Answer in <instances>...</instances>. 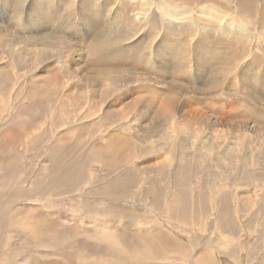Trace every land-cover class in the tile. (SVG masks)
Returning a JSON list of instances; mask_svg holds the SVG:
<instances>
[{"label":"rangeland","instance_id":"374dc122","mask_svg":"<svg viewBox=\"0 0 264 264\" xmlns=\"http://www.w3.org/2000/svg\"><path fill=\"white\" fill-rule=\"evenodd\" d=\"M18 1L19 0H10V1L9 0H6V1L0 0V13H1L0 14V35H1L0 36V67L4 68L3 71L7 70V72L5 71L7 74L9 71L8 75L12 76V78L11 77L10 78L13 79L15 77L16 79L14 80V82L15 81L17 82L16 85L11 84L9 86L10 88L8 87L7 89H3V90L0 89V91L2 92V93L0 92V107L3 109L0 113L1 114L0 116H3V118H4L3 123L0 126V138H1V136L5 135L3 140L2 141L0 140V144H1L0 161L11 163L15 168V177H16L15 181L10 180L6 187H4L3 189L0 188V192H2V191L5 192L4 193L5 195L3 193H0V198H3V197L5 198L7 196V194L11 193L13 191V189H17V187L22 189L21 193H23V192H26V193L23 195L20 194L17 198H15V200H13L14 207H17V206L22 207V208L20 207L21 212L18 211L19 214H16L15 210L11 211L10 212V219L3 222V224H5V229H7V227H10V225H11L10 231H9V228L7 229L8 231L6 230L9 236H3L2 235L3 229L0 228V234L5 238V241L7 239L6 244L9 243L6 246L10 245V250L13 252L7 258L8 260L7 259L4 260V262H2V264H82V263L88 264L89 261L90 260L92 261L93 258H95V259H97L99 257L105 258V256H103V255H107V258H108L109 256L114 254V253L112 254V251L113 252L115 251V254H117V249H116L117 247H115V246H114V248L110 247L112 245V243L110 241H106V240L98 241L96 239H93V238L90 239V237H88L89 232H87V230H89V229L91 230V226L88 229L86 227H89V224H91V225L95 224V222L92 220L94 213L98 212V215L95 214V219L99 222H101V219L106 220L108 218L107 216H106L107 218L104 217L105 215L101 216V214L99 216V213L102 212V211L101 212H99V211L102 208H103L102 210L108 209V213L106 215L110 216L108 218L109 222L115 220L114 221L115 226H112V229L110 231L115 233V235L120 234V236L123 237L127 243H128V241L133 239V237H134L133 235H135V234L138 235L140 233L142 234V233L147 232L151 235V233L153 231H154L153 233H155L159 229V231L160 230L162 231L159 233V237L158 238L156 236H154V237L157 239H159L161 237H163L167 240L169 239L168 249L165 248V250H169V251H167V253L170 252V254L168 255V258L171 257V253L173 254L172 251H174V252L180 251L181 246L184 248V250L185 249H187L188 251L191 250L190 253H186L187 256L191 253L193 254V258L194 257L196 258V256H197L196 259L195 258L192 259L191 255H189L190 257H187V256L181 257L178 254V257H180V258H176L172 262V264H184L186 261L188 262V260H190V261L188 263L186 262V264H189V263L191 264V262H193V261L194 262L192 264H200V260L203 258L202 253L204 256L207 257V250H209L211 255H212L211 256L212 262H210V260L207 258V260L202 259V263H206L208 261L206 264H211V263H213V264H216V263H219V264H264V208H263L264 207V187L260 186L259 184L258 185H250V186L249 185H242L241 180H236V184L238 183L237 185L241 184V185H239L241 187V189L237 185H233V187H232V183H229L231 180L228 179L229 177L227 176V174L223 175L225 178L222 176V174H225V168H223V169L221 168V170H223V171L220 172L221 170L219 171L218 168L215 169L212 167L213 169H211V167H209L206 164V163L209 164V163H211V161H214V160H221V159L223 160L224 158H225L224 161L233 159L234 160L233 162L238 163L236 161L239 158H237L236 156H239V153L242 152V150L254 148L253 142L250 144L247 142L248 137L256 136L260 140H264V119L263 118H260V119L254 118V121H255L254 122L251 120V117H248V116H252L251 114H242L244 109H245L243 106L238 107V105H241L243 103H248L250 108L255 109V111H259L260 115L264 116V80H263V76H264V74H263L264 73V60H263L264 59V40L262 41V39H264V35L262 37H260V39L255 38V35L258 33V30L260 28L259 24L255 23L257 21V19L255 21L253 20L254 18H256L255 13L257 14V12L254 13V10H253V13L250 14L251 16L249 15V18L251 20L249 19L247 21L246 13L238 9V0H149V3L146 5L143 4V2L145 0H94V1L92 0L91 2H93V3L89 6V7H91L90 9H92V11H90L89 13L92 12L94 15L96 14V16H98V13H100L99 17H97L98 23L100 20V23H99L100 28H98L97 34L99 33V29L108 28L113 23L111 21V19L113 17L114 12H115L114 16L116 17V18L115 17L114 18L116 20H118L117 13L120 14L123 9H125V12L134 19L131 22V24H132L131 26L132 27L135 26L137 29L135 28L133 30L132 27H129L130 24H127V25H125L126 33L123 32L124 35L120 39L116 40L119 42L111 44L110 43L111 41L100 40L98 42L97 47H93V46L91 47L90 44L93 45L94 40H91L90 37L86 36V35H90L88 28H91V25L89 24L90 23L89 21L85 22L83 20V18L81 17L88 10L87 9L81 10L80 13L77 10V7H79L81 0H58V1L57 0H45L44 4H46L47 9H48V10H46V15L48 16L52 13L53 16L56 18L58 14H56L52 10L57 9V11H60L59 15L57 17L58 22H56V26L57 25H63V27H64L63 29H65L64 32H66V31L67 32L65 34L62 33L64 36L58 35L57 32L55 33V29H56L55 23L52 22L50 24L49 29L51 32L54 30L53 35L65 37V39L58 38L59 43H58V41H56V42H53V44L49 43L52 40L48 41V43L46 41L43 43V40H42L43 44L40 43L41 41H38L37 43L35 41L34 44L36 46L34 47L33 43H32V45H29L30 43L27 44L29 46L24 45L26 43L23 41L22 36H24L26 34L25 32L28 31L26 29L27 23H26V18H25V15H26L25 11H28L30 13L29 19L31 21H33V20H35V14L37 12V8L34 4H30V7H29V4L28 5L24 4V1L20 0V4H22V7L18 6L17 7L18 10H16V3ZM106 1H108V3H106ZM246 1H248V0H246ZM250 1H253L251 3H253L254 9L264 7V0H256V1L250 0ZM52 2H53V4H52ZM105 3L109 5V6L107 5L108 6L107 8H106ZM165 3L172 5V7L174 9L175 8H179V9L182 8V10H183L184 9L183 7H187L188 12L179 14L178 19L174 16L165 17V14H163V12H162V11H164L162 7L164 6ZM202 4H206L207 6H211L213 8H215V6H216L215 9H217V10H215V11L218 13V17H216V18H219V13L221 14V12L226 15L223 19L222 18L221 19L219 18V20L215 19L213 22V26H212L211 30H209L207 32V34H210L211 37L213 36L212 37L213 40H211L212 42L210 45L215 47V52L217 51V53H215V52L212 53L213 54L212 59L207 56V53H209V52L204 51L206 54H203V53L201 54L202 56H204V58L201 61V64H199V66L201 67L199 70H200V74L202 76V79L205 78V80L208 81L211 78V76H213L212 74L217 75L219 73L218 74L219 78L222 77L221 81L223 80L222 83L220 84V87H219L220 80L217 83V86L219 87V89L212 88V90H210V91H207V90H209L210 87L209 88H208V86L205 87L207 84L204 85L203 87H201L202 86L201 84H203V81L201 79H198V78L196 79V80H198L199 84L195 83L194 80L190 79L191 77L194 76V74L196 72L195 70L197 68V64L194 63L193 59H192L193 61L190 60L188 62L189 65L187 64V66H190V67H188V70H183L184 67L183 68L180 67V64H181L180 59H183L186 55H189V51H187V49L191 46L195 47V45H197L200 41H202V39L200 37L201 32L208 30V29L203 30V28H202V24L204 25V23H206V21H208V18L207 17H205V18L201 17V20L203 22L201 24V21L197 17L198 10H199L200 6H202ZM60 7H61V9L58 10ZM129 7H130L131 11H130ZM110 9H111V11H110ZM97 10H99L100 12ZM118 10H119V12H118ZM219 10H221V12ZM106 11L108 14H106ZM32 15H33V17H32ZM135 16H138V17L135 18ZM182 17H184L183 20L180 19ZM204 20H206V21H204ZM223 20L229 21V25L226 23V21H223ZM189 22L194 23L193 26L188 25ZM240 22L241 23L243 22V24H242L243 28H241L239 26ZM85 23H86V25H85ZM168 23H170V24L168 25ZM172 23L176 24V25H173ZM246 24H248V25H246ZM167 25H168V27H167ZM177 25H178V27L176 28ZM245 28H246V30H243ZM24 30H25V32H24ZM226 30H228V31H226ZM249 30H250V32H249ZM237 31H238L239 35H238ZM22 32H24L25 34H22ZM35 32H37L39 34V32L37 30H34V28H33V33H35ZM226 32H229L230 35L228 34V36H227ZM247 34H249L251 37H253L255 39V41H259V42L262 41V42L261 43L258 42V44H256L254 41H252V42L247 41L245 37H243V38L240 37V36H244ZM10 35H12L13 37ZM18 36H19V38H18ZM184 36H186V38ZM236 36H239V37H236ZM10 37H12L11 40H10ZM247 37H249V36L247 35ZM15 38H18V39H15ZM14 39H15V41H14ZM60 39L63 40L62 42H65V43L61 44L62 42ZM122 39H125V40H122ZM17 40H18V42H17ZM164 40L169 43L168 45H171L170 51H172V54L173 53L174 54L172 55V57L171 56L169 57V61L165 56L163 57L161 55V58L165 59V63L168 62L167 64H165L166 67L162 68L158 62L161 58L158 56V52H156L154 49H156V50L159 49V46H161V43ZM91 41H92V43H90ZM85 42H87V43H85ZM101 42H103V43H101ZM10 43L12 45L13 44L14 45L12 46ZM15 43L18 45H16ZM45 43L47 45V48L45 47ZM99 43H101V44H99ZM19 44H21L22 47H18V46H20ZM37 44H39V45L37 46ZM224 44H226L228 46L226 47V45H224ZM10 45L13 48L10 47ZM40 45H42V49H41V52L38 49L39 54L41 53L40 55L39 54L37 55V56H39V60H38L37 57L33 54L34 52L32 50L34 48H36V49L39 48ZM99 45H100V47H99ZM182 45L184 47H182ZM229 45H230V47H229ZM255 45H257L258 47ZM30 46H32V47H30ZM43 46L45 48H43ZM222 46H224V47H222ZM15 47L17 50L15 49ZM28 47H30L29 52L30 51L33 52V53H31V52L29 53L30 56L32 55V59L28 55V52H27ZM180 47H181V50H180ZM194 47H193V50H194ZM204 47H206V46L200 45L201 49ZM216 47H217V49H216ZM9 49H11V50H9ZM12 49L15 51V53H12V52H14ZM36 49H34V51ZM43 49H46V50H43ZM88 49H89V51H88ZM113 49H117L120 52L122 50V52L124 54L121 53V57L125 61L127 60L126 61L127 64L125 66L130 65L129 67L131 69L133 68L132 70L136 71V73H135V75L127 73L126 77H124V78H127V81H125V82L124 81L122 82L121 80H120L121 81L120 82L117 79H115L113 81L112 78L111 79L109 78V80L106 81V79H105V81L103 83H101L100 80L93 79V78L97 77L96 71H97L98 65L100 66L98 68H100V70H101V65H102L103 61H107L109 58H110V61L112 60L113 53L110 51ZM19 50L21 52L23 51V53H22V55H20L18 57L19 54L17 55L16 52L17 53L19 52L21 54V52ZM47 50H48V52H47ZM24 51H26L25 55H24ZM177 51H179V52L177 53ZM181 51H182V53H181ZM223 52H225L227 54H224ZM26 53H27V55H26ZM99 53H100V55H99ZM12 54H16V56L14 58L15 60L18 58L20 60L21 64H23L22 62H24V64L22 65V70L20 69V71H17V70H19L21 65H20V67H18V69L15 68L14 66H12L14 64ZM44 54H45V56H44ZM77 54H78V56H77ZM254 54H256L257 57H258V55L260 56L262 54L260 56V60L263 58L262 59L263 63L261 61L260 64H257L256 61L253 60V59H255L253 57ZM205 55H206V57H205ZM47 56L49 57V59L46 62V59L48 58ZM192 56H193V54H191V57ZM27 57H28V59H27ZM142 57H143V59H142ZM125 58H127V59H125ZM136 58H137V60H136ZM177 58L179 59V61H177L178 60ZM229 58H230V60L228 61ZM235 58H236V60L234 62L235 66L233 65L234 70L228 69V68H230L229 66L231 65L232 59H235ZM25 59H27V61ZM123 59H121V60L124 61ZM1 60L4 62H2ZM9 60H11V63H13L11 66H10L11 63H8ZM122 61L117 60V62H116V63H120L121 66H119V65H112V66H115L114 68L121 69V68H123L122 66H124V65H122ZM25 62H27L29 64V66H26ZM71 62H73V64ZM130 62L133 65H131ZM245 62H247V63H245ZM38 63L39 64L43 63V64L38 65ZM210 63H212V64H210ZM239 63H240V65H239ZM2 64H4V66L6 68H7V64H8V68L5 69L4 66H1ZM144 64H145V67H144ZM248 64H249V66H248ZM206 65H208V66H206ZM223 65H226V66L228 65V66L225 67ZM112 66H109L110 68L109 67L104 68L102 65V67L105 70L107 69L106 71H108V69H111L114 71V69H112ZM156 66H158L159 69ZM258 66H259V68H258ZM11 67H12V69H11ZM73 67H75V68H73ZM78 67H80V68H78ZM255 67H257L258 69L257 68L254 69ZM27 68L29 69V71ZM103 68H102V70H103ZM223 68H224L225 72H224ZM83 69H84V71H83ZM249 69H250V75H251V72L253 71V75H252V78L250 79L249 84H250L251 88L254 89V91L256 88H257L256 90L261 91L259 93V95L261 96L260 98L263 99L262 100L263 103H258L259 104V105L257 104L258 106L255 105L256 102L249 101V98H248L245 90L248 88L247 91H249L250 87L248 84L241 81V77ZM180 70L183 72H181ZM113 71L111 72V74L114 73ZM170 71H172V72H170ZM80 72H81V74H80ZM158 72H160V73H158ZM90 73L91 74L93 73V74L91 75ZM187 73H188L189 77L187 76ZM203 73L205 75H203ZM163 74H164V76H163ZM183 74H185V75H183ZM18 75H20V76L17 77ZM52 75H54L55 78H53ZM99 75H101V74H99ZM106 75H108V74H106ZM116 75L119 76V78L123 76V75L120 76V74H115V73L113 76L115 77ZM47 76L49 77V79H53L51 82H52V84H54L56 86L52 85L53 87L49 86L47 88L49 95H48V97L44 96V98L47 97L46 100H43L44 106L34 107L35 109L34 108L30 109L27 112L22 111L21 108L28 106L29 102H28V100L23 99L24 98L23 94H20L19 92L26 93V91H28L29 85L31 83H33V82L40 83V81H39L40 78L41 77L48 78ZM110 76L111 75L109 74V77ZM223 76L224 77L226 76V77L224 78ZM181 80H183V81L185 80L188 84L185 81L184 82L188 86H190L189 85V83H190L192 85L191 87L196 88L197 89L196 93H191L192 91L188 90L190 88H188L187 85H186L187 86V91H186V89H185L186 87L183 88V86H185L183 84H185V83L183 81L181 82ZM48 81H50V80H48ZM108 81H109V83H108ZM115 82H117V83L115 84ZM181 83H182V86H181ZM26 84H29V85H26ZM256 85H258V87H256ZM54 88H56L57 90ZM10 89H11V91H10ZM17 91H19V92H17ZM104 91H106L107 94H109V97L107 99H106L107 95H103ZM17 95H19V96H17ZM20 96H22L23 98ZM151 97L153 100L151 99ZM189 97L190 98L192 97V98L190 99ZM143 98H145V99H143ZM117 100H118V102H117ZM192 100H193V104H191ZM106 101L107 102L112 101L111 103H108V104L121 102V105H122V103H124L125 106H126L125 103H128L129 106H132L131 108H137V110L139 108L144 109L145 106L140 105V103H142V102L143 103H153L154 105L153 104L152 105L154 107V109H153L154 113L157 112L156 114H158L160 109L165 111V108L166 109L168 108L169 112H171L172 115L170 114L171 117L167 123L165 122V120H163V124H161L160 121H157L156 125H155V123H154V125L153 124L150 125V123H149V125H146V126L144 124H142V126H140L141 123H143V122H140L139 118L138 119L134 118L133 121L131 122L130 128H128V129L127 128L126 129L125 128L124 129H118L117 128L115 130V126H114L115 124H114V121L112 119H114L116 117H120V116H122V118L125 117L123 120H127V118L131 119L133 117L134 112L130 113L129 115H125L124 114L125 111L123 110V112L121 111L119 116H116L115 113L119 114V110L123 109V108L121 106H120L121 108L118 106L111 107V105L106 104ZM145 101H147V102H145ZM151 101H153V102H151ZM92 103H94V104L92 105ZM184 103H188V104L190 103L189 104L190 106H188V105H187L188 107L184 106L185 105ZM178 104L180 107L178 106ZM175 105H177V106H175ZM234 105H236V106H234ZM94 106L96 109L99 108V110L96 114H95ZM190 107L194 110L193 111L191 109L192 110L191 113L193 115L190 112L186 113V110H190ZM231 108H232V110H231ZM146 109L147 108H145L144 111H146ZM155 109L156 110L159 109V110L155 111ZM195 109L197 111H195ZM92 110H94V111H92ZM198 110L200 111V115H199ZM113 112H115V113H113ZM193 112L194 113L196 112L195 115ZM180 114L181 115L183 114L184 116H180ZM191 115H192V117H191ZM196 115L201 120L198 119V117H196ZM245 115H246V117H245ZM103 116H105V117H103ZM195 117H196V120L198 119L197 121L194 120ZM239 117H241V118H239ZM175 118H177V121H175L176 120ZM185 119H187L186 120L187 123H186V121H184ZM179 121L181 122V124ZM246 121L249 122L248 125L246 124L247 123ZM175 122H177V123H175ZM137 124L138 125L140 124L139 127L137 126ZM145 124H146V122H145ZM172 124H175V125H172ZM182 124H183V126H182ZM190 124H192V125H190ZM209 124L212 126H210ZM111 125H112V128L109 127ZM162 125H165L164 126L165 128H162L161 130L159 129L160 130V133H159V130L156 128L157 127L159 128ZM171 125H172L171 129H173V131L170 130V133H169L170 136L167 137L168 132H166V131H169V128L171 127ZM253 125H255V126H253ZM256 125L257 126L260 125L261 128L256 127ZM150 126H151V128H150ZM174 126L177 127V129L173 128ZM180 126L184 129L183 130L180 129L181 128ZM61 127H63V128H61ZM186 127H187V129H186ZM178 129H179L180 133H182V134L176 133ZM188 129H190V130L188 131ZM240 129H241V131H240ZM256 129H258V130L256 131ZM67 130H69V131L67 132ZM112 130H114V131H112ZM141 130H143V131H141ZM144 130H147L148 134H146V132ZM148 130H151L152 132L151 131L148 132ZM155 130L158 132L153 133ZM191 130L192 131L195 130V131L192 132ZM1 131H3V132H1ZM4 131H6L7 134ZM9 131H11V132H9ZM174 131H175V134H173ZM113 133L119 137H122L125 133L129 134L130 140L132 139L131 144H133V146L132 147H130V146L125 147L124 150H125V152L127 151L126 153L124 152V150H120V149H117V150L109 149L111 151H113V150L114 151L111 153H108V155H110V154L113 155V158H111L109 156V159H111L112 161L108 160V163H106L102 160H98L97 154L94 153L93 148H95L97 145L103 146V147L107 146L106 145V138L108 137V135H112ZM162 133H165V134H162ZM154 134H155L156 138L154 137ZM172 135H175V136H172ZM195 135H197V136H195ZM199 136H210V137H216V138L220 137V142L219 143L215 142V144L217 146L223 145V143L227 144V142H223V143L221 142L222 140H226V137H227V139H229V137L232 138L235 143L232 145L231 149L227 150V152L224 151L225 149H220V151L221 150L224 151L223 154L221 152H220V154H217V151H216L217 146L214 144V142H211V143H208L207 141L200 142ZM181 137L184 138L187 142L184 139H181ZM151 138H152V140H154L153 142L151 141ZM9 139H10V142H9ZM177 139H178V141H177ZM148 141H150V144H148L149 143ZM199 142L201 143V145L199 144ZM48 143H49V145H48ZM179 143H180V145H179ZM196 143L199 147L196 145ZM210 144L212 147H209ZM226 144H224V145H226ZM148 145H149V147H148ZM50 146H52V147H50ZM193 146L196 147V149L195 148L193 149ZM203 146L205 147L206 151H210V152L209 153L205 152V149H202V148H204ZM213 146H215V147H213ZM235 146H237V147H235ZM46 147H48V148H46ZM186 147H187V149L188 148L190 149L192 147L191 148L192 150L190 149V152H188L189 149L186 151ZM50 148L51 149L53 148L55 150L56 149L60 150L59 153L63 157L65 163L66 162H78L79 164H76V165H78L76 167L83 170V177H81V180L77 182V185H75V187H74L75 189H73V190H76V192L74 193L73 196L71 195L72 193L69 195L61 193V194L51 195L50 196L51 201L49 199L44 200L42 198H39L40 196H38L37 191L35 192V190L32 189V187L34 186V184L37 181L44 178V174H43L42 170L46 169L48 167H51V165H52V153L53 152H51ZM178 148H180V149H178ZM182 148H184V149H182ZM212 148H214V149H212ZM198 149L200 150L199 152L202 151L201 153L205 152V153L209 154L210 159L208 158L209 155H207V154L201 155L200 153H195V152H198V151H196ZM180 150H184V153L182 154L183 151H180ZM261 150H264V144L262 145ZM115 151H116V153H115ZM191 151H192V153H191ZM130 153L134 154V155H131ZM122 154H127V155L130 154V157L131 156L133 157L132 158L133 160H131L129 162L131 164H128V165H130V167L133 168V170L135 171L133 173L134 176L138 179L141 178L143 181L142 186L138 187L134 191H131L132 193H134L133 195L122 196L123 199L120 198L121 200L118 203L120 204L121 208H125V212H127L128 214L131 215V218H129V217H127V215H125L123 217V219L121 217H118V216H116V218L113 217V216H115V214L114 215L112 214L111 209H110V207L112 205L107 203L108 201L101 203V201H102L101 199H103V198L109 199V197L107 195H104L101 192V185H103L106 182L105 175L108 172L106 168H108V165H110V164L112 165L113 163H114L113 167H115V168L120 167L121 168L122 165L125 163V160H121V162L119 164H117V162H118L117 159H120L119 156L122 157L123 156ZM193 154H199V156H193ZM211 155L214 157V159L212 158ZM217 155H219L218 157H220V158H217ZM180 156L183 158L180 159L181 158ZM199 157H201V158H199ZM202 157H205L204 158L205 161L202 159ZM206 157H207V161H206ZM168 158H169V160H168ZM162 159H163V161H161ZM179 159L182 160L181 164H180ZM222 160L220 162H224ZM94 161H96L97 163L96 162L93 163ZM158 161H160V162L158 163ZM183 161L186 162L185 163L186 165H183V163H182ZM109 162H110V164H109ZM145 162H146V164H145ZM202 162L203 163L205 162V164L201 165V164H203ZM233 162H231V163L233 164ZM196 163H197V165H196ZM198 164L200 165L199 168H198ZM232 164H231V166H232ZM161 165H162V167H161ZM179 165L182 168H180ZM220 166H223V165L221 164ZM93 167H95V168L93 169ZM176 167L179 168L178 171H177ZM189 168H190V170H189ZM135 169H137V170H135ZM163 169H165L166 171L164 170V172H162L161 170H163ZM152 170L155 171V173ZM213 170H214V172H213ZM184 171H186V172H184ZM103 172L105 174H103ZM142 172H144V174ZM227 172L229 173V171H227ZM177 174H179L180 176L182 174L184 176V178L181 176L183 178V181H181V183H180L179 179L182 180V178H180V176H178ZM184 174L188 175V178ZM190 174L191 175L193 174V175L191 176ZM176 175L178 177L176 179L177 181L174 180L176 182L173 183V179L176 178L175 177ZM214 175L217 178L220 177V178H218L220 181L214 182V180L217 179V178L216 179L214 178ZM9 176H11V175H9ZM35 176H37V177H35ZM40 176H42V177H40ZM222 177L224 178V180L221 179ZM171 178H172V180H171ZM190 178H191V180H190ZM211 178H213V179H211ZM147 179L149 180L150 183H152L151 185L154 184L156 186V187L154 186V188H156V189H158V187H157L158 183H160L159 188H162L163 187L162 185H164V184L168 185L169 182H172L169 184V185H171V187L168 185L169 188H171L173 190V191H171L172 193H176L179 190V187L176 186L177 184L181 185V187H182L183 185L186 186L187 182L191 183V184L188 183L187 190L189 191V193L192 196L188 194L189 197L187 196L188 197L187 199L191 203L190 206L192 205L191 208H193V210H194L192 213H195L196 217L200 216V217H198L199 221L197 219H196V221H194L196 217L195 218L192 217L190 219V220H193L194 222L197 223V224H195V223L193 224L194 226L196 225L195 228L193 225H191L192 227L188 228L189 225L192 224V221H191V223L188 222V223H190L189 225H188V223H185V225L183 224L184 226L182 225L183 228L185 226L186 227L188 226L187 228L190 230L189 232H188L186 227L183 229L181 225L177 226L176 224H174L172 222L167 223L170 219L169 212H167L166 215L163 216V218L158 216L159 213L155 209L156 206L154 204L153 195H151L149 192V191H151V189H149V188H153V186H151L150 183H147L148 182ZM193 179H195V181ZM227 179L230 181H228ZM85 180H89V181H87V183H84ZM196 180H197V182H196ZM222 180L225 181V183L222 182ZM184 181H187V182H184ZM220 182H222V183H220ZM184 183H186V184H184ZM195 183H197V184H195ZM29 185H32V186H29ZM226 185H228L230 189ZM224 186H226V187L223 188ZM236 186L239 189H237ZM99 188H100V190L98 191L97 189H99ZM169 188H167V192L170 193V191L168 190ZM242 188H244L245 191H242ZM8 189H10V190L7 192ZM142 189L145 190V192L144 191L141 192V196H142L141 197L138 194ZM217 191H218V193H216ZM230 192H231V194H230ZM233 192H235V193H233ZM241 192H243L244 195ZM246 192H247V194H245ZM80 193H82V194H80ZM248 193H250V194H248ZM142 194H144V195H142ZM225 194H227L228 196L226 195L223 197L222 195H225ZM197 195L200 198H198ZM235 196H238V198H241V199H237V197H235ZM229 197H231L233 199V201L231 198L229 199ZM55 198H57V199H55ZM63 198H65L66 200ZM125 198L129 199L130 202L126 204V202L123 201V200H125ZM219 198H220V200H219ZM222 198L224 201L222 200ZM217 199L219 200V202ZM226 199L228 200L227 202H226ZM234 199H236V200H234ZM19 200H21V201L23 200L24 202L23 201L21 202ZM56 200L57 201L60 200V201L57 202ZM78 200H81V201H78ZM229 200H230V202H229ZM160 201H165V194L164 193L161 196ZM213 201H214V203H213ZM83 202L85 204H87L88 206L91 204L92 207L89 206V208L87 209V206ZM224 202H226L227 204H231V205H227L225 203L227 205V207L230 206V208H229L230 211L228 213V216L232 215L231 217L233 219V221H231V219H230L231 217H229L230 222H232L231 225L232 226L234 225V228L232 227L234 229V232L231 234L232 240L231 239L229 240L230 236H229V238H227L228 237L227 235H230V232L227 229H225V225H222V220H220L221 223L219 221V219H220L219 216L221 214L220 211L222 210V208L220 206H222V204H224ZM51 203H52V205H51ZM76 203H78V205ZM81 203L84 204V206H86V208L83 205H80ZM75 204L77 207L75 206ZM261 204H263V205H261ZM79 205H80V207H78ZM194 205L196 206V208L197 207H199V208L195 209ZM217 205L221 208L220 211H218L219 207ZM258 205H260L262 208ZM216 206L218 208H216ZM256 207L261 208V210L257 209ZM212 208L214 209V211L216 210L215 211L216 213L218 211V213H219V214H217L218 216L216 215V217H215V213H214ZM96 209H98V211ZM95 210L97 212H94ZM253 210H254V212H253ZM196 211H198V212H196ZM89 212H90V214H89ZM155 212H157L158 214ZM68 213H71V214L68 215ZM72 213H73V215H72ZM196 213H198V215ZM212 213L214 215H212ZM160 215H162V214H160ZM192 215L193 214H191V216ZM78 216L80 217V219ZM157 216L159 218H157ZM186 216H189V215L186 214ZM209 216H212L214 218V220H217V221L214 222L213 218H211ZM15 217H18V219L20 221L22 220V223L26 222V223H30V224L34 223L35 221H39V220L42 221V222L39 221L40 223H42V225H44V223H46V221L47 222L53 221L55 223H59L60 231L68 232L69 231L68 228L69 229L72 228L71 229V230H73V231H71L72 235H70V237L67 238L68 241L63 243V245L62 244H60V246H58V245L54 246L53 245L54 247H50L51 237L49 236L50 234H47L49 237H46V239L44 241V244H46V245L44 246L38 240H35L36 238L33 237V234H31V231L29 229H27L25 227L24 228L22 227L23 228L22 229L21 226L19 227L18 224H16V225L13 224ZM101 217H103V218H101ZM164 217L166 219H164ZM81 218H83V219H81ZM89 218H92V219L89 220ZM112 218H113V220H111ZM156 218L158 219V221H156L157 220ZM62 220L64 223L61 222ZM76 220H77V222H76ZM81 220H83L84 223ZM78 221L82 225L79 224ZM87 222L88 223L90 222V223L88 224ZM210 222H212V223H210ZM213 222H214V224H213ZM217 222H219L220 224ZM75 223L78 225H76ZM166 223L169 225H167ZM12 224L14 226H18L17 233H16V230L14 229L15 227ZM83 224H84V226H83ZM125 224L127 225V227L129 229L125 228V230H124ZM215 224H216V226H215ZM111 225L112 224H109L108 227L111 228ZM217 225H218V227H217ZM219 225H220V228H219ZM69 226H72V227L70 228ZM223 227H224V229H223ZM191 228H194V229L191 231ZM227 228H229L228 225H227ZM25 229L27 230L26 232H25ZM155 229H156V231H155ZM219 229H222V230L220 231ZM163 231H164V233H163ZM222 231H223V236H222ZM85 233L87 234V236L85 235ZM177 235H179L180 237ZM125 236L127 238H125ZM117 237H119V236H117ZM222 237H223L224 241L222 240ZM224 237L227 238L226 239L227 244H225L226 240ZM179 238L181 241H186V239H184V238H187L191 242L186 241L185 242L186 246H184L185 244L183 245V242L178 240ZM171 239L175 240L173 242H176L177 244L176 243L174 244L171 241ZM79 241H84V242H87V244H88L87 248H84V247L81 248L80 253L77 252L80 249L79 250L76 249L78 246L74 247V245ZM171 242H172V244L175 245V246L173 245L175 247V250L173 249ZM12 243H14V244H12ZM187 243H188L189 247L187 246ZM189 243H190V245L193 244V246L192 245L190 246ZM178 244H180V245H178ZM224 244H225V246H224ZM157 246H158L157 252H159L158 254L161 255L162 252L165 254L163 246H161V248L163 249V251H161V254H160L161 248H159V245H157ZM11 247L12 248L15 247V248L11 249ZM209 247H210V249H209ZM218 247H219V250H218ZM204 248H206V249H204ZM82 249H84V250H82ZM192 249H194L195 251ZM220 249H222L223 251L221 252ZM82 251L84 253H82ZM204 251H206V252H204ZM93 252H94V254H93ZM193 252H196V255ZM197 252H199V253L197 254ZM214 253H217L218 255L220 253L222 257L219 255V257H221V258H219L218 255L214 254ZM80 254H84L85 256L84 255H81V256H84V258L86 257L85 259H87V258L88 259L85 260L82 257L83 259L80 260ZM92 254H93V257H92ZM158 254H157V258H155V259H156V261L159 262V260H157V259H160L161 256H159ZM121 256H122V258H124L125 255H121ZM215 256L217 258H215ZM219 259H221V260H219ZM151 260H153V259H151ZM151 260H150V262H151ZM146 261L148 262L149 260H146ZM204 261H206V262H204ZM152 262L154 263L155 260ZM161 262H163V261H161ZM161 262H159V263L161 264ZM159 263H157V264H159ZM162 264H166V263H162Z\"/></svg>","mask_w":264,"mask_h":264},{"label":"bare ground","instance_id":"6f19581e","mask_svg":"<svg viewBox=\"0 0 264 264\" xmlns=\"http://www.w3.org/2000/svg\"><path fill=\"white\" fill-rule=\"evenodd\" d=\"M3 1V0H2ZM4 1H6V0H4ZM10 1V0H9ZM24 1V4H29V7H30V4H34L35 6H36V8H37V12H36V14H35V20H33V21H31L30 19H29V15H30V13L28 12V11H25L26 12V15H25V18H26V29L28 30L27 32H25V30H24V32L26 33H24V32H22V34H25L24 36H22L23 37V41L26 43V44H24V45H27V44H29V45H32V43L34 44L35 43V41H36V43L38 42V41H41L40 43H42V40H43V43L46 41L47 43H48V41H51V42H49V43H52L53 44V42H56V41H58L59 39L58 38H63V39H65V37H61V36H57V35H53L54 34V30L51 32L50 31V29H49V27H50V24L52 23V22H54L55 23V27H56V29H55V33L57 32V34L58 35H63V34H65L66 32H64V30L65 29H63L64 27H63V25H57L56 26V22H58L57 21V17H58V15H59V12L60 11H57V9H55V10H52V11H54L56 14H58L57 15V17L55 18L54 16H53V14L51 13L50 15H46V10H48L47 9V6H46V4H44L45 3V0H23ZM58 1V0H57ZM92 0H81V2H80V5H79V7H77V10H78V12L80 13V11L81 10H88L83 16H81L82 18H83V20L86 22V21H89L90 23V25H91V28H88V30H89V32H90V35H86V36H88V37H90L91 38V40H94L93 41V45L92 44H90L91 45V47L93 46V47H97V45H98V42L100 41V40H105V41H111L110 43L111 44H113V43H116V42H119V41H116L117 39H120L124 34H123V32L124 33H126V31H125V25H127V24H130V26L129 27H132L131 25V22L134 20L130 15H128L126 12H125V9H123L122 10V12L120 13V14H118L117 13V16H118V20H116L115 18V16H114V14H115V12L113 13V17H112V19H111V21L113 22L108 28H101V29H99V33L97 34V32H98V28H100V20H99V23H98V18L97 17H99V14L100 13H98V16H96V14L94 15L92 12L91 13H89L90 11H92V9H90L91 7H89L93 2H91ZM94 1V0H93ZM256 1V0H255ZM8 2V1H7ZM66 2V1H65ZM64 2V3H65ZM251 2H253V1H250V0H248V1H246V0H238V9L239 10H241V11H243V12H245L246 13V15H247V21L250 19L249 18V15L250 14H252L253 13V10H254V13L255 12H257V14L255 13V15H256V18H254L253 20L255 21L256 19H257V21L255 22V23H257V24H259V26H260V28H259V30H258V33L255 35V38H257V39H260V37H262L263 35H264V7H261V8H255L254 9V5H253V3H251ZM50 3V2H49ZM61 3V2H60ZM95 3V2H94ZM102 3V2H101ZM106 3H108V1H106ZM105 3V4H106ZM149 3V0H145L144 2H143V4L144 5H146V4H148ZM256 3V2H255ZM52 4H53V2H52ZM7 5V4H6ZM94 5V4H93ZM97 5V4H96ZM108 4H106V8L109 6H107ZM18 6H21L22 7V4H20V0L16 3V10H18L17 9V7ZM25 6V5H24ZM33 6V5H32ZM138 6V5H137ZM104 7V6H103ZM102 7V8H103ZM178 7V6H177ZM101 8V7H100ZM105 8V9H106ZM163 8V10L164 11H162L163 12V14H165V17H168V16H174V17H176L177 19H178V15L179 14H182V13H187L188 12V8L187 7H183L184 9L182 10V8L181 9H179V8H173L172 7V5H170V4H167V3H165L164 4V6L162 7ZM215 8H216V6H215ZM215 8H213V7H211V6H207L206 4H202V6H200V8H199V10H198V13H197V17L199 18V20L201 21V24L203 23L202 22V20H201V17L202 18H205V17H207L208 18V21H206V20H204V21H206V23H204V25L202 24V28H203V30H207V31H203V32H201V39H202V41H200L197 45H195V47L194 46H191V47H187L188 49H187V51H189V55H186L183 59H180V62H181V64H180V67H184L183 68V70H188V67H190V66H187V64H188V62L190 61V60H194V63H196L197 64V68H196V72H195V74H194V76L193 77H191L190 79L191 80H194L195 81V83H197V84H199L198 83V80H196L197 78L198 79H201L202 81H203V84H201L202 86L201 87H203L204 85H206L205 87H207L208 86V88H209V90H207V91H210V90H212V88H217V89H219V87H220V84L222 83V81H221V79H222V77L221 78H219V76H218V74L217 75H214V74H212L213 76H211V78L207 81V80H205V78L204 79H202V76H201V74H200V66H199V64H201V61H202V59L204 58V56H202L201 54L203 53V54H206L204 51H206V52H209V53H207V56L208 57H210L211 59L213 58L212 56H213V54L212 53H214L215 52V47L214 46H211L210 44H211V40H213V36L211 37V35L210 34H207V32L209 31V30H211V28H212V26H213V22H214V20L215 19H218L219 20V18L221 19H223L226 15L225 14H223L222 12H221V10H219L220 12H221V14L219 13V18H216V17H218V13L215 11V10H217V9H215ZM21 9V8H20ZM28 9V8H27ZM61 9V7L58 9V10H60ZM98 9V8H97ZM109 9V8H108ZM129 9H130V7H129ZM25 10V9H24ZM97 11H99V10H97ZM110 11H111V9H110ZM130 11H131V9H130ZM48 12V11H47ZM100 12V11H99ZM102 12V11H101ZM118 12H119V10H118ZM1 14V13H0ZM106 14H108L107 13V11H106ZM52 15V16H51ZM80 15V14H79ZM251 16V15H250ZM32 17H33V15H32ZM115 17V18H114ZM138 16H135V18H137ZM170 18V17H169ZM187 18V17H186ZM190 18V17H189ZM181 20H183L184 19V17H182V18H180ZM191 20V19H190ZM251 20V19H250ZM116 21V22H115ZM223 21H226V20H223ZM176 22V21H175ZM181 22V21H180ZM226 23L229 25V21H226ZM251 23V22H250ZM170 23H168V25H169ZM173 24V23H172ZM179 24V23H178ZM192 24V25H191ZM193 24L194 23H190L189 22V24L188 25H190V26H193ZM243 24V22L241 23H239V26L241 27V28H243L242 25ZM14 25V24H13ZM85 25H86V23H85ZM134 25V24H133ZM166 25V24H165ZM168 25H167V27H168ZM173 25H176V24H173ZM246 25H248V24H246ZM184 26V25H183ZM208 26V27H207ZM238 26V27H239ZM174 27V26H173ZM172 27V28H173ZM178 27V25L176 26V28ZM182 27V26H181ZM246 27V26H245ZM33 28H34V30H37L38 32H39V34L37 33V32H35V33H33ZM133 28V30L136 28L135 26L134 27H132ZM175 28V27H174ZM237 28V27H236ZM247 28V27H246ZM246 28L245 29H243V30H246ZM53 29V28H52ZM137 29V28H136ZM240 29V28H239ZM249 29V28H248ZM235 30V29H234ZM226 31H228V30H226ZM42 32V33H41ZM249 32H250V30H249ZM9 33V32H8ZM7 33V34H8ZM13 33V32H12ZM63 33V34H62ZM237 33H238V31H237ZM79 34V33H78ZM136 34V33H135ZM226 34H227V36H228V34H229V32H226ZM3 35V34H2ZM40 35V36H39ZM140 35V34H139ZM138 35V36H139ZM230 35V34H229ZM238 35H239V33H238ZM243 35V34H242ZM247 35L249 36V37H247ZM247 35H244V36H240L241 38H243V37H245L246 38V40L247 41H249V42H252V41H254L256 44H258V42L259 41H255V39L253 38V37H251L249 34H247ZM1 36V35H0ZM10 36H12V35H10ZM15 36V35H14ZM64 36V35H63ZM13 37V36H12ZM12 37H10V40H11V38ZM95 37V38H94ZM145 37V36H144ZM185 38H186V36H184ZM236 37H239V36H236ZM9 38V37H8ZM18 38H19V36H18ZM18 38H15V39H18ZM21 38V37H20ZM94 38V39H93ZM124 38V37H123ZM212 38V39H211ZM249 38V39H248ZM15 39H14V41H15ZM60 39V40H61ZM148 39V38H147ZM157 39V38H156ZM220 39V38H219ZM79 40V39H78ZM122 40H125V39H122ZM264 39H262V41H263ZM4 41V40H3ZM13 41V40H12ZM13 41V42H14ZM63 40H61V42H62ZM87 41V40H86ZM159 41V40H158ZM261 41V42H262ZM11 42V41H10ZM17 42H18V40H17ZM20 42V41H19ZM60 42V43H61ZM209 42V43H208ZM215 42V41H214ZM219 42V41H218ZM261 42H259V43H261ZM39 43V44H40ZM42 43V44H43ZM58 43H59V41H58ZM63 43H65V42H62L61 44H63ZM81 43V42H80ZM79 43V44H80ZM85 43H87V42H85ZM90 43H92V41L90 42ZM101 43H103V42H101ZM101 43H99V44H101ZM136 43V42H135ZM11 44V43H10ZM16 44V43H15ZM39 44H37V46L39 45ZM51 44V45H52ZM109 44V43H108ZM139 44V43H138ZM145 44V43H144ZM169 43L168 42H166L165 40L164 41H162V43H161V46H159V49H154L156 52H158V56L161 58V55L164 57H166L167 59H168V61H169V57L171 56L172 57V55L174 54H172V51H170L171 50V45H168ZM12 45V44H11ZM10 45V47H12ZM16 45H18V44H16ZM20 46H18V47H22L21 46V44H19ZM29 45H27V46H29ZM105 45V44H104ZM200 45H204V46H206V47H204V48H200ZM222 45V44H221ZM224 45H226V44H224ZM9 46V45H8ZM34 47L36 46L35 44L33 45ZM228 45H226V47H227ZM255 46H257V45H255ZM9 47V48H10ZM30 47H32V46H30ZM30 47H28V50H27V52H28V55L30 56V52L31 53H33L36 57H37V59L39 60V56H37L38 54H39V50H40V52H41V49H42V45H40V47L39 48H34V49H36L35 51H34V49L32 50V51H30L29 52V48ZM45 47L47 48V45H46V43H45ZM44 46H43V48H45ZM99 47H100V45H99ZM105 47V46H104ZM132 47V46H131ZM182 47H184L183 45H182ZM193 47H194V50H193ZM218 47V46H217ZM217 47H216V49H217ZM222 47H224V46H222ZM229 47H230V45H229ZM258 47V46H257ZM256 47V48H257ZM8 48V47H7ZM13 48V47H12ZM27 48V47H26ZM15 49H16V47H15ZM22 49V48H21ZM32 49V48H31ZM39 49V50H38ZM92 49V48H91ZM95 49V48H94ZM99 49V48H98ZM224 49V48H223ZM9 50H11V49H9ZM13 50V49H12ZM17 50V49H16ZM24 50V49H23ZM38 50V51H37ZM43 50H46V49H43ZM180 50H181V47H180ZM225 50V49H224ZM223 50V51H224ZM14 51V50H13ZM20 51V50H19ZM76 51V50H75ZM88 51H89V49H88ZM219 51V50H218ZM12 52V51H11ZM21 52V51H20ZM25 52L26 51H24V55H25ZM47 52H48V50H47ZM94 52V51H93ZM110 52H112L113 53V58H112V60L110 61V58L107 60V61H103L102 62V65H103V67L104 68H106V67H109V66H112V65H119V66H121V64L120 63H116L117 62V60L118 61H122L121 59H123L122 57H121V53H123L122 52V50H121V52L119 51V50H117V49H113V50H111ZM109 52V53H110ZM151 52V51H150ZM174 52V51H173ZM179 51H177V53H178ZM193 52V53H192ZM12 53H15V51L14 52H12ZM22 53H23V51L21 52V54L18 52H16V54L18 55V57L20 56V55H22ZM96 53V52H95ZM102 53V52H101ZM132 53V52H131ZM143 53V52H142ZM176 53V54H177ZM181 53H182V51H181ZM184 53V52H183ZM215 53H217V51L215 52ZM224 54H227V53H225V52H223ZM10 54V53H9ZM16 54H12V56H13V63H11V60H9V62L8 63H11L10 64V66L12 65V66H14L15 68H17L18 69V67H20V65H21V67L19 68V70H17V71H20V69L22 70V65L24 64V62H22L23 64H21V62H20V60L18 59H14L15 58V56H16ZM41 54V53H40ZM39 54V55H40ZM89 54V53H88ZM124 54V53H123ZM180 54V53H179ZM191 54H193V56L191 57ZM26 55H27V53H26ZM98 55V54H97ZM96 55V56H97ZM99 55H100V53H99ZM184 55V54H183ZM215 55V54H214ZM229 55V54H228ZM245 55V54H244ZM258 55V54H257ZM262 55V54H261ZM260 55V56H261ZM9 56V55H8ZM11 56V55H10ZM44 56H45V54H44ZM49 56V55H48ZM47 56V57H48ZM77 56H78V54H77ZM131 56V55H130ZM178 56V55H177ZM224 56V55H223ZM227 56V55H226ZM260 56L258 55V57L256 56V54H254L253 55V57L255 58V59H253V60H255L256 61V63L257 64H260L261 63V61H262V59L260 60ZM31 57V59H32V55L30 56ZM42 57V56H41ZM95 57V56H94ZM102 57V56H101ZM129 57V56H128ZM174 57V56H173ZM205 57H206V55H205ZM218 57V56H217ZM222 57V56H221ZM35 58V57H34ZM51 58V57H50ZM98 58V57H97ZM104 58V57H103ZM159 58V59H160ZM179 58V57H178ZM177 58V59H178ZM27 59H28V57H27ZM27 59H25L26 61H27ZM30 59V58H29ZM49 59V57L46 59V62H47V60ZM100 59V58H99ZM125 59H127V58H125ZM142 59H143V57H142ZM162 59V58H161ZM159 60L158 62H159V64H160V66L162 67V68H165L166 66H165V64H167V63H165V59H162V60ZM223 59V58H222ZM238 59V58H237ZM41 60V59H40ZM71 60V59H70ZM124 60V59H123ZM136 60H137V58H136ZM141 60V59H140ZM192 60V61H193ZM230 60V58L228 59V61ZM235 60H236V58L235 59H232V62H231V65L229 66L230 68H228V69H231V70H234V62H235ZM264 60V59H263ZM2 61V60H1ZM6 61V60H5ZM30 61V60H29ZM34 61V60H33ZM127 61V60H126ZM125 60L124 61H122V65H124V66H122L123 68H121V69H117V68H114L115 66H112V69H114V71L113 70H111V69H108V71H106L103 67H102V65H101V70H100V68H98V67H100L99 65H98V67H97V71H96V74H97V77L96 78H93V79H97V80H100L101 81V83H103L104 81H105V79H106V81L107 80H109V78L111 79L112 78V80L114 81L115 79H117L118 81H127V78H124V77H126V75H127V73H130V74H134L135 75V73H136V71H134V70H132L129 66L130 65H127V66H125L126 64H127V62H126ZM139 61V60H138ZM167 61V60H166ZM177 61H179V59L177 60ZM204 61V60H203ZM208 61V60H207ZM211 61V60H210ZM215 61V60H214ZM2 62H4V61H2ZM1 62V63H2ZM36 62V61H35ZM100 62V61H99ZM209 62V61H208ZM220 62V61H219ZM241 62V61H240ZM248 62V61H247ZM247 62H245V63H247ZM6 63V62H5ZM26 63V66H29V64L27 63V62H25ZM30 63V62H29ZM34 63V62H33ZM72 64H73V62H71ZM136 63V62H135ZM206 63V62H205ZM223 63V62H222ZM249 63V62H248ZM262 63H263V61H262ZM40 64H43V63H40ZM39 63H38V65H40ZM101 64V63H100ZM130 64H131V62H130ZM208 64V63H207ZM210 64H212V63H210ZM6 65V64H5ZM131 65H133V64H131ZM141 65V64H140ZM157 65V64H156ZM189 65V64H188ZM222 65V64H221ZM220 65V66H221ZM234 65V66H233ZM239 65H240V63H239ZM1 66H4V64H2ZM25 66V67H26ZM77 66V65H76ZM79 66V65H78ZM155 66V65H154ZM194 66V65H193ZM206 66H208V65H206ZM223 66H225V67H227L226 65H223ZM248 66H249V64H248ZM256 66V65H255ZM261 66V65H260ZM5 67V66H4ZM144 67H145V64H144ZM157 68H158V66H156ZM205 67V66H204ZM7 68H8V64H7ZM6 67H5V69H7ZM29 68V67H28ZM27 68V69H28ZM73 68H75V67H73ZM78 68H80V67H78ZM102 68H103V70H102ZM110 68V67H109ZM153 68V67H152ZM168 68V67H167ZM249 68V67H248ZM257 67H255L254 69H256ZM258 68H259V66H258ZM257 68V69H258ZM3 67H0V89H7L11 84L13 85V84H15L16 85V81L14 82V80L16 79L15 77L13 78V79H11L12 78V76L10 75H8L9 74V71H8V74L6 73L7 72V70H5V71H3ZM11 69H12V67H11ZM26 69V68H25ZM159 69V68H158ZM169 69V68H168ZM173 69V68H172ZM219 69V68H218ZM243 69V68H242ZM252 69V68H251ZM14 70V69H13ZM37 70V69H36ZM199 70V71H198ZM203 70V69H202ZM223 70H224V68H223ZM222 70V71H223ZM241 70V69H240ZM28 71H29V69H28ZM31 71V70H30ZM42 71V70H41ZM83 71H84V69H83ZM95 71V70H94ZM114 72L115 74H120V76H122V77H120L119 78V76H113L114 75V73H112L111 74V72ZM169 71V70H168ZM173 71V70H172ZM172 71H170V72H172ZM181 71V70H180ZM190 71V70H189ZM208 71V70H207ZM221 71V72H222ZM257 71V70H256ZM11 72V71H10ZM16 72V71H15ZM24 72V71H23ZM32 72V71H31ZM89 72V71H88ZM87 72V73H88ZM174 72V71H173ZM181 72H183V71H181ZM193 72V71H192ZM204 72V71H203ZM220 72V71H219ZM224 72H225V70H224ZM231 72V71H230ZM26 73V72H25ZM46 73V72H45ZM83 73V72H82ZM86 73V72H85ZM95 73V72H94ZM158 73H160V72H158ZM175 73V72H174ZM194 73V72H193ZM245 73V72H244ZM17 74V73H16ZM33 74V73H32ZM80 74H81V72H80ZM84 74V73H83ZM91 74V73H90ZM89 74V75H90ZM93 74V73H92ZM91 74V75H92ZM95 74V75H96ZM99 74H101V75H99ZM106 74H108V75H106ZM109 74L111 75L110 77H109ZM190 74V73H189ZM221 74V73H220ZM223 74V73H222ZM264 74V73H263ZM31 75V74H30ZM133 75V76H134ZM183 75H185V74H183ZM191 75V74H190ZM203 75H205L204 73H203ZM225 75V74H224ZM252 75H253V71L251 72V75H250V69L241 77V81H243L244 83H246V84H248L249 85V87H250V89H249V91H247V89L245 90L246 91V93H247V96H248V98H249V101H253V102H256V106H258L259 104L258 103H263L262 102V100L263 99H261L260 97V95H259V93L261 92L260 90H256L257 88L256 87H258V85H256V89H255V91H254V89H252L251 88V86H250V84H249V82H250V79L252 78ZM20 75H18L17 77H19ZM87 76V75H86ZM162 76V75H161ZM163 76H164V74H163ZM174 76V75H173ZM180 76V75H179ZM187 76H188V73H187ZM207 76V75H206ZM240 76V75H239ZM11 77V78H10ZM48 77V76H47ZM52 77L53 78H55V76L54 75H52ZM189 77V76H188ZM224 77V76H223ZM226 77V76H225ZM224 77V78H225ZM30 78V77H29ZM33 78V77H32ZM185 78V77H184ZM182 79V78H181ZM13 80V81H12ZM23 80V79H22ZM27 80V79H26ZM38 80V79H37ZM48 80H50V81H48ZM53 79H49V77L48 78H46V77H41L40 78V83H35V82H33V83H31L30 85L29 84H26V85H29V88H28V91H26V93H21V92H19V91H17V92H19L20 94H23V97L22 96H20V97H22L23 99H26V100H28V102H29V105L28 106H25V107H23V108H21V110L22 111H29L30 109H33L34 107H37V106H44V103H43V100H46V98L48 97V95H49V92H48V87L49 86H56V85H54V84H52V81ZM219 80H220V83H219V87L217 86V83L219 82ZM263 80H264V76H263ZM19 81V80H18ZM120 81V82H121ZM183 80H181V82H182ZM185 81V80H184ZM183 81V82H184ZM258 81V80H257ZM166 82V81H165ZM168 82V81H167ZM186 82V81H185ZM184 82V83H185ZM252 82V81H251ZM100 83V82H99ZM107 83V82H106ZM105 83V84H106ZM108 83H109V81H108ZM117 82H115V84H116ZM187 83V82H186ZM183 84V85H185V86H183V88H185L186 89V91H187V84ZM193 83V82H192ZM201 83V82H200ZM263 83V82H262ZM261 83V84H262ZM57 84V83H56ZM114 84V83H113ZM112 84V85H113ZM187 85V86H186ZM189 85L190 86H188V88H190V89H188V90H191L192 92L191 93H196V91H197V89L196 88H193V87H191L192 85L189 83ZM230 85V84H229ZM52 86V87H53ZM181 86H182V83H181ZM180 86V87H181ZM18 87V86H17ZM204 87V88H205ZM243 87V86H242ZM10 88V87H9ZM244 88V87H243ZM261 88V87H260ZM18 89V88H17ZM54 89H56V88H54ZM252 89V90H251ZM57 90V89H56ZM10 91H11V89H10ZM21 91V90H20ZM181 91V90H180ZM206 91V90H205ZM1 92V91H0ZM4 92V91H3ZM2 93V92H1ZM4 94V93H3ZM18 94V93H17ZM185 94V93H184ZM103 95H107V97H106V99L109 97V94H107V92L106 91H104V93H103ZM179 95V94H178ZM17 96H19V95H17ZM44 96H47L46 98H44ZM148 96V95H147ZM7 97V96H6ZM104 97V96H103ZM245 97V96H244ZM112 98V97H111ZM146 98V97H145ZM145 98H143V99H145ZM190 98V97H189ZM192 98V97H191ZM190 98V99H191ZM50 99V98H49ZM103 99V98H102ZM148 99V98H147ZM151 99H152V97H151ZM167 99V98H166ZM179 99V98H178ZM109 100V99H108ZM153 100V99H152ZM182 100V99H181ZM187 100V99H186ZM113 101V100H112ZM112 101H109V102H107L106 101V104H108V103H111ZM133 101V100H132ZM142 101V100H141ZM23 102V101H22ZM117 102H118V100H117ZM120 102V101H119ZM145 102H147V101H145ZM149 102V101H148ZM151 102H153V101H151ZM185 102V101H184ZM192 103L191 104H193V100L191 101ZM21 104V103H20ZM23 104V103H22ZM94 103H92V105H93ZM126 104V106L124 105V103H122V105H121V102L120 103H112V104H108V105H111V107H115V106H118V107H122L123 109H120L119 110V114H116L115 112H113V113H115V115L116 116H119L120 115V113H121V111L123 112V110L125 111V115H129L130 113H132V112H134V114H133V117L131 118V119H129V118H127V120H123L125 117H123L122 118V116H120V117H116V118H114V119H112L113 121H114V126H115V130L118 128V129H128V128H130L131 127V122L133 121V119L134 118H136V119H140V122H143V123H141V125L140 126H142V124H144L145 126L146 125H149V123H150V125H154V123H155V125H156V122L157 121H160L161 122V124H163V120H165V122L167 123L169 120H170V117H171V112H169V109L167 108H165V111H163L162 109H160V111L158 112V114H156V113H154L153 112V109H154V107H153V103H140V105H143V106H145L144 107V109H138L137 110V108H131L132 106H129V104L128 103H125ZM128 104V105H127ZM153 104V105H152ZM164 104V103H163ZM185 105L184 106H190L188 103H184ZM258 104V105H257ZM165 105V104H164ZM161 106V105H160ZM163 106V105H162ZM175 106H177V105H175ZM178 106H179V104H178ZM187 106V107H188ZM223 106V105H222ZM234 106H236V105H234ZM233 106V107H234ZM241 106H243L245 109H244V111H243V113L242 114H251L252 116H248V117H251V120L252 121H254V118H258V119H260V118H263L264 119V116H262V115H260V112L259 111H255V109H253V108H250V106L248 105V103H243V104H241V105H238V107H241ZM106 107V106H105ZM120 107V108H121ZM180 107V106H179ZM182 107V106H181ZM193 107V106H192ZM255 107V106H254ZM94 108H95V106H94ZM145 108H147L146 109V111H144L145 110ZM159 108V107H158ZM173 108V107H172ZM256 108V107H255ZM35 109V108H34ZM38 109V108H37ZM48 109V108H47ZM192 108L190 107V110H186V113H188V112H192V110H191ZM197 109V108H196ZM195 109V111H197ZM3 109L0 107V113H1V111H2ZM98 110H99V108H95V114L98 112ZM113 110V109H112ZM159 110V109H158ZM158 110H156L155 109V111H158ZM231 110H232V108H231ZM92 111H94V110H92ZM114 111V110H113ZM194 111V110H193ZM199 111V110H198ZM35 112V111H34ZM39 112V111H38ZM174 112V111H173ZM127 113V114H126ZM185 113V114H186ZM194 113V112H193ZM196 113V112H195ZM195 113H194V115H195ZM38 114V113H37ZM106 114V113H105ZM104 114V115H105ZM123 114V113H122ZM121 114V115H122ZM123 114V115H124ZM171 114V115H170ZM192 114V113H191ZM241 114V113H240ZM1 115V114H0ZM175 115V114H174ZM173 115V116H174ZM193 115V114H192ZM192 115H191V117H192ZM199 115H200V111H199ZM180 116H184L183 114L181 115L180 114ZM179 116V117H180ZM190 116V115H189ZM229 116V115H228ZM235 116V115H234ZM233 116V117H234ZM103 117H105V116H103ZM128 117V116H127ZM190 117V118H191ZM196 117H198L197 115H196ZM196 117L194 118V120H196ZM224 117V116H223ZM232 117V116H231ZM236 117V116H235ZM245 117H246V115H245ZM178 118V117H177ZM177 118H175L176 120L175 121H177ZM181 118V117H180ZM185 118V117H184ZM239 118H241V117H239ZM106 119V118H105ZM189 119V118H188ZM198 119H200L199 117H198ZM197 119V120H198ZM204 119V118H203ZM250 119V118H249ZM3 120H4V118H3V116H0V126L2 125V123H3ZM182 120V119H181ZM187 119H185L184 121H186ZM196 120V121H197ZM201 120V119H200ZM218 120V119H217ZM112 121V122H113ZM183 121V122H184ZM145 122H146V124H145ZM174 122V121H173ZM180 122V121H179ZM178 122V123H179ZM199 122V121H198ZM226 122V121H225ZM247 122V121H246ZM251 122V121H250ZM255 122V121H254ZM38 123V122H37ZM175 123H177V122H175ZM186 123H187V121H186ZM191 123V122H190ZM196 123V122H195ZM248 123L249 122H247L246 124L248 125ZM29 124V123H28ZM106 124V123H105ZM180 124H181V122H180ZM184 124V123H183ZM183 124H182V126H183ZM189 124V123H188ZM234 124V123H233ZM139 125L137 124V126L139 127ZM143 125V126H144ZM172 125H175V124H172ZM172 125H171V127L169 128V131H166V132H168L167 133V137H169L170 135H169V133H170V130H172L173 131V129H171L172 128ZM177 125V124H176ZM186 125V124H185ZM190 125H192V124H190ZM210 125V124H209ZM219 125V124H218ZM236 125V124H235ZM83 126V125H82ZM86 126V125H85ZM134 126V125H133ZM160 126V125H159ZM165 125H162L161 127H157L156 129H162V128H165L164 127ZM210 126H212V125H210ZM246 126V125H245ZM253 126H255V125H253ZM110 128H112V125L111 126H109ZM181 127V126H180ZM256 127H260L261 128V126L259 125V126H257L256 125ZM61 128H63V127H61ZM144 128V127H143ZM148 128V127H147ZM150 128H151V126H150ZM154 128V127H153ZM173 128H176L177 129V127H173ZM33 129V128H32ZM149 129V128H148ZM155 129V128H154ZM180 129H184V128H180ZM186 129H187V127H186ZM210 129V128H209ZM225 129V128H224ZM249 129V128H248ZM132 130V129H131ZM160 130H159V133H160ZM166 130V129H165ZM168 130V129H167ZM190 129H188V131H189ZM221 130V129H220ZM255 130V129H254ZM258 129H256V131H257ZM260 130V129H259ZM63 131V130H62ZM69 130H67V132H68ZM73 131V130H72ZM112 131H114V130H112ZM141 131H143V130H141ZM145 132H146V134H148L147 133V130H144ZM149 131H151V130H148V132ZM176 131V130H175ZM175 131H174V133L173 134H175ZM187 131V132H188ZM192 131V130H191ZM193 131H195V130H193ZM192 131V132H193ZM240 131H241V129H240ZM255 131V132H256ZM1 132H3V131H1ZM5 133H6V131H4ZM9 132H11V131H9ZM65 132V131H64ZM81 132V131H80ZM144 132V133H145ZM152 132V131H151ZM155 132H158V131H154L153 133H155ZM164 132V131H163ZM182 132V131H181ZM223 132V131H222ZM221 132V133H222ZM15 133V132H14ZM32 133V132H31ZM30 133V134H31ZM112 133V132H111ZM129 133V132H128ZM176 133H179V134H182V133H180V131H179V129L177 130V132ZM185 133V132H184ZM183 133V134H184ZM7 134V133H6ZM12 134V133H11ZM28 134V133H27ZM64 134V133H63ZM66 134V133H65ZM158 134V133H157ZM162 134H165V133H162ZM193 134V133H192ZM196 134V133H195ZM50 135V134H49ZM121 135V134H120ZM141 135V134H140ZM139 135V136H140ZM153 135V134H152ZM151 135V136H152ZM160 135V134H159ZM205 135V134H204ZM208 135V134H207ZM4 136L5 135H3V136H1V138H0V140L2 141L3 140V138H4ZM164 136V135H163ZM172 136H175V135H172ZM171 136V137H172ZM183 136V135H182ZM185 136V135H184ZM187 136V135H186ZM195 136H197V135H195ZM215 136V135H214ZM218 136V135H217ZM15 137V136H14ZM153 137V136H152ZM154 137L156 138V136H155V134H154ZM153 137V138H154ZM162 137V136H161ZM38 138V137H37ZM65 138V137H64ZM137 138V137H136ZM146 138V137H145ZM154 138V139H155ZM164 138V137H163ZM238 138V137H237ZM11 139V138H10ZM10 139H9V142H10ZM35 139V138H34ZM149 139V138H148ZM165 139V138H164ZM181 139H184V138H182L181 137ZM194 139V138H193ZM132 140V139H131ZM130 140V136H129V134H124L122 137H119V136H116L114 133L112 134V135H108V137L106 138V145L107 146H99V145H97L95 148H93V151H94V153L95 154H97V157H98V160H102V161H104V162H106V163H108V160H111V159H109V156L111 157V158H113V155H108V153H111V152H113V151H111V150H109V149H115V150H117V149H120V150H124L125 149V147H132L133 146V144H131L132 143V141ZM185 140V139H184ZM36 141V140H35ZM151 141L153 142L154 140H152V138H151ZM158 141V140H157ZM160 141V140H159ZM165 141V140H164ZM177 141H178V139H177ZM182 141V140H181ZM180 141V142H181ZM186 141V140H185ZM196 141V140H195ZM199 141L200 142H205V141H207L208 143H211V142H214V144H215V142H217V143H219L220 142V137L219 138H216V137H210V136H199ZM149 143L148 144H150V141H148ZM175 142V141H174ZM187 142V141H186ZM199 142V144L201 145V143ZM222 143L223 142H227V144L226 143H223V145H220V146H217L216 144V146H217V154H220V152L223 154V152L224 151H226L227 152V150H229V149H231V147H232V145L235 143L234 142V140L232 139V138H230L229 137V139H227V137H226V140H222L221 141ZM238 142V141H237ZM236 142V143H237ZM249 144L250 143H252L253 142V149L252 148H250V149H247V150H242V152H240L239 153V156H236L237 158H239L236 162H238V163H235V162H233L234 160L232 159V160H226V161H224V159L222 160V161H224V162H220L221 160H214V161H211V163H206L209 167H211V169H213V168H215V169H217L218 168V170L220 171L221 170V168L223 169V168H225V174H222V176L223 175H226L227 174V176L229 177H227L228 179H230V180H228V181H230L229 183H232V187H233V185H237L236 184V180H241V184L242 185H260V186H263L264 187V150H261V147H262V145L264 144V140H260L258 137H256V136H254V137H248V141H247ZM37 143V142H36ZM157 143V142H156ZM9 144V143H8ZM34 144V143H33ZM135 144V143H134ZM153 144V143H152ZM183 144V143H182ZM192 144V143H191ZM194 144V143H193ZM224 144H226V145H224ZM48 145H49V143H48ZM146 145V144H145ZM179 145H180V143H179ZM178 145V146H179ZM184 145V144H183ZM195 145V144H194ZM196 145H197V143H196ZM188 146V145H187ZM190 146V145H189ZM198 146V145H197ZM205 146V145H204ZM203 146V147H204ZM0 147H1V144H0ZM50 147H52V146H50ZM68 147V146H67ZM148 147H149V145H148ZM156 147V146H155ZM199 147V146H198ZM209 147H212L211 146V144L209 145ZM213 147H215V146H213ZM234 147V146H233ZM235 147H237V146H235ZM46 148H48V147H46ZM152 148V147H151ZM185 148V147H184ZM184 148H182V149H184ZM192 148V147H191ZM190 148V149H191ZM196 149V147H194L193 146V149ZM202 148V147H201ZM51 149V148H50ZM64 149V148H63ZM135 149V148H134ZM133 149V150H134ZM153 149V148H152ZM158 149V148H157ZM178 149H180V148H178ZM189 149V148H188ZM187 149V147H186V151L188 150ZM190 149L188 150V152H190ZM202 149H205V147L204 148H202ZM212 149H214V148H212ZM220 149H225L224 151H220ZM129 150V149H128ZM144 150V149H143ZM171 150V149H170ZM192 150V149H191ZM210 150V149H209ZM180 151H183L182 152V154L184 153V150H180ZM195 151V150H194ZM196 151H198V152H195V153H200L201 155H203V154H207V153H205V152H210V151H206V149H205V152H203V153H201V152H199L200 150L198 149V150H196ZM215 151V150H214ZM51 152H53L52 153V165H51V167H48V168H46V169H43L42 171H43V174H44V178L43 179H41V180H39V181H37L35 184H34V186L32 187V189L33 190H35V192L37 191V193H38V196H40L39 198H42V199H44V200H50V196L51 195H54V194H67V195H69V194H71L72 196L74 195V193L76 192V190H73V189H75L74 187H75V185H77V182L78 181H80L81 180V177H83V170H81V169H79L78 167H76V166H78V165H76V164H79L78 162H66L65 163V161H64V159H63V157L61 156V154L59 153L60 152V150H58V149H51ZM124 152H125V150H124ZM127 152V151H126ZM125 152V153H126ZM133 152V151H132ZM219 152V153H218ZM115 153H116V151H115ZM114 153V154H115ZM180 153V152H179ZM186 153V152H185ZM191 153H192V151H191ZM212 153V152H211ZM210 153V154H211ZM86 154V153H85ZM84 154V155H85ZM131 154V153H130ZM130 154L129 155H127V154H122L123 156L121 157V156H119V158L120 159H117L118 160V162H117V164H119L120 162H121V160H125V163L122 165V167L120 168H115V167H113V164L111 165L110 164V162H109V164L110 165H108V168H106L107 169V173H106V175H105V180H106V182L103 184V185H101V192L104 194V195H107L108 197H109V199H101L102 201H101V203H103V202H106V201H108L107 203H109V204H111L112 206L110 207V209H111V212H112V214L114 215L115 214V216H113V217H115L116 218V216H118V217H121L122 219H123V217L125 216V215H127V217H129V218H131V215L130 214H128L127 212H125V208H121V206H120V204L118 203L121 199L120 198H122V196H131V195H133L134 193H132L131 191H134L135 189H137L138 187H140V186H142V183H143V181H142V179L140 180V179H138V178H136L135 176H134V170H133V168H131L130 167V165H128V164H131V163H129L131 160H133L132 158V156L130 157ZM213 154V153H212ZM131 155H134V154H131ZM143 155V154H142ZM175 155V154H174ZM178 155V154H177ZM176 155V156H177ZM207 155H209V154H207ZM43 156V155H42ZM193 156H199V154H193ZM212 156V155H211ZM219 155H217V158H220V157H218ZM67 157V156H66ZM168 157V156H167ZM181 157V156H180ZM225 157V156H224ZM160 158V157H159ZM178 158V157H177ZM183 157H181L180 159H182ZM191 158V157H190ZM199 158H201V157H199ZM204 158L205 157H202V159L204 160ZM209 159H210V155H209V157H208ZM212 158L214 159V157L212 156ZM236 158V159H237ZM171 159V158H170ZM179 159V160H180ZM201 159V160H202ZM150 160V159H149ZM158 160V159H157ZM168 160H169V158H168ZM167 160V161H168ZM172 160V159H171ZM200 160V159H199ZM112 161V160H111ZM161 161H163V159L161 160ZM181 161L182 160H180V164H181ZM205 161V160H204ZM206 161H207V157H206ZM96 161H94L93 163H95ZM160 161H158V163H159ZM165 162V161H164ZM201 162V161H200ZM231 162H233V164L231 163ZM97 163V162H96ZM166 163V162H165ZM183 163V165H186L185 163V161H183L182 162ZM194 163V162H193ZM203 163V162H202ZM122 164V163H121ZM145 164H146V162H145ZM152 164V163H151ZM200 164V163H199ZM198 164V168H199V165ZM205 164V162L203 163V164H201V165H204ZM223 165V166H220V165ZM231 164H232V166H231ZM196 165H197V163H196ZM103 166V165H102ZM159 166V165H158ZM189 166V165H188ZM161 167H162V165H161ZM179 167L180 168H182L180 165H179ZM186 167V166H185ZM192 167V166H191ZM203 167V166H202ZM213 167V168H212ZM95 167H93V169H94ZM140 168V167H139ZM167 168V167H166ZM177 168V167H176ZM194 168V167H193ZM220 168V169H219ZM98 169V168H97ZM150 169V168H149ZM161 169V168H160ZM192 169V168H191ZM195 169V168H194ZM193 169V170H194ZM206 169V168H205ZM209 169V168H208ZM214 169V170H215ZM120 170V171H119ZM135 170H137V169H135ZM157 170V169H156ZM164 170L165 169H163V170H161L162 172H164ZM168 170V169H167ZM179 170V168H177V171ZM181 170V169H180ZM189 170H190V168H189ZM214 170H213V172H214ZM27 171V170H26ZM143 171V170H142ZM153 171V170H152ZM160 171V172H161ZM166 171V170H165ZM169 171V170H168ZM211 171V170H210ZM223 170H221L220 172H222ZM227 171H229V173L227 172ZM154 173H155V171H153ZM161 172V173H162ZM184 172H186V171H184ZM198 172V171H197ZM200 172V171H199ZM227 172V173H226ZM26 173V172H25ZM139 173V172H138ZM143 174H144V172H142ZM178 173V172H177ZM181 173V172H180ZM183 173V172H182ZM217 173V172H216ZM21 174V173H20ZM103 174H105L104 172H103ZM163 174V173H162ZM172 174V173H171ZM221 174V173H220ZM9 175H11V176H9ZM37 175V174H36ZM96 175V174H95ZM102 175V174H101ZM142 175V174H141ZM140 175V176H141ZM149 175V174H148ZM168 175V174H167ZM175 175V174H174ZM178 176H180L179 174H177ZM177 175L175 176L176 178L175 179H173V183L174 182H176L177 180ZM185 175V174H184ZM191 175V174H190ZM193 175V174H192ZM191 175V176H192ZM213 175V174H212ZM9 176V177H8ZM23 176V175H22ZM38 176V175H37ZM37 176H35V177H37ZM181 176L184 178V176L181 174ZM180 176V178H182ZM187 178H188V175H185ZM209 176V175H208ZM40 177H42V176H40ZM102 177V176H101ZM149 177V176H148ZM173 177V176H172ZM190 177V176H189ZM224 177V176H223ZM221 178V179H223L224 180V178ZM92 178V177H91ZM96 178V177H95ZM183 178H182V180L181 179H179L180 180V183H181V181H183ZM198 178V177H197ZM214 178L216 179L217 177H215V175H214ZM218 178H220V177H218ZM216 179V180H214V182L216 181H220L219 179ZM15 179H16V177H15V168H14V166L11 164V163H8V162H2V161H0V188H4V187H6L7 185H8V183H9V181L10 180H13V181H15ZM211 179H213V178H211ZM171 180H172V178H171ZM174 180H176V181H174ZM178 180V181H179ZM190 180H191V178H190ZM194 181H195V179H193ZM222 180V182H224L225 183V181H223ZM33 181V180H32ZM87 181H89V180H85V182L84 183H87ZM147 183H150L149 182V180L147 179ZM193 181V182H194ZM94 182V181H93ZM169 182V181H168ZM184 182H187V181H184ZM196 182H197V180H196ZM222 182H220V183H222ZM238 182V181H237ZM16 183V182H15ZM32 183V182H31ZM166 183V182H165ZM170 183H172V182H169V184ZM183 183V182H182ZM188 183H190V182H187V185L186 186H184L183 184V186L181 187V185H179V184H177L176 186L177 187H179V190L176 192V193H172L171 191H173L171 188H169V186L171 187V185H169L168 183V185H166V184H164V185H162L163 187L162 188H159V185H160V183H156L158 186V189H156V188H154V184L153 185H151L152 183H150V185L151 186H153V188H149V189H151V191H149L150 192V194L151 195H153V198H154V204H155V206H156V211L159 213V215L158 216H160V217H162L163 218V216H165L166 215V213L167 212H169V217H170V219H169V221L167 222V223H169V222H172V223H174V224H176L177 226H182L183 224L185 225V223H188V222H190L191 223V221H192V224H190V223H188V225H189V227L188 228H190V227H192L191 225H193L194 223L195 224H197L196 222H194V221H196V219L198 220L199 218L198 217H200V216H198V217H196V215H195V213H192L194 210H193V208H191V206H190V202H189V200L187 199L189 196H188V194L189 195H191L190 193H189V191L187 190V186H188ZM200 183V182H199ZM219 183V184H220ZM14 184V183H13ZM33 184V183H32ZM97 184V183H96ZM184 184H186V183H184ZM191 184V183H190ZM195 184H197V183H195ZM241 184H239V185H241ZM23 185V184H22ZM87 185V184H86ZM93 185V184H92ZM91 185V186H92ZM166 185V186H165ZM199 185V184H198ZM197 185V186H198ZM239 185H237L238 187H240ZM29 186H32V185H29ZM148 186V185H147ZM165 186V187H164ZM168 186V187H167ZM190 186V185H189ZM226 186H228V185H226ZM226 186H224L223 188H225ZM231 186V185H230ZM236 186V187H237ZM93 187V186H92ZM149 187V186H148ZM156 187V186H155ZM169 188L168 190L170 191V193L169 192H167V188ZM175 187V186H174ZM235 187V186H234ZM237 187V189H239ZM80 188V187H79ZM78 188V189H79ZM228 188H229V186H228ZM247 188V187H246ZM166 189V190H165ZM198 189V188H197ZM230 189V188H229ZM236 189V190H237ZM240 189H241V187H240ZM244 188H242V191H245V189L243 190ZM10 189H8L7 190V192L9 191ZM28 190V189H27ZM85 190V189H84ZM98 191L100 190V188L99 189H97ZM175 190V189H174ZM2 191V190H1ZM21 191H22V189H20L19 187H17V189H13V191L11 192V193H9V194H7V196L4 198H0V228H2L3 229V236H9L8 235V233H7V229L9 228V231H10V227H11V225H10V227H7V229H5V224H3V222L4 221H7V220H9L10 219V212L11 211H13V210H15V212H16V214H19V212L18 211H20V207L21 206H17V207H14V205H13V200H15V198H17L20 194L21 195H23V194H25L26 192H23V193H21ZM30 191V190H29ZM63 191V192H62ZM86 191V190H85ZM142 191H144L145 192V190H141L140 192H139V194L138 195H140L141 196V192ZM31 192V191H30ZM54 192V193H53ZM249 192V191H248ZM0 193H5V192H0ZM33 193V192H32ZM101 193V194H102ZM163 193L165 194V201H160V198H161V196L163 195ZM216 193H218V191L216 192ZM233 193H235V192H233ZM240 193V192H239ZM242 194H243V192H241ZM251 193V192H250ZM250 193H248V194H250ZM30 194V193H29ZM77 194V193H76ZM80 194H82V193H80ZM148 194V193H147ZM195 194V193H194ZM229 194V193H228ZM230 194H231V192H230ZM229 194V195H230ZM245 194H247V192L245 193ZM5 195V194H4ZM78 195V194H77ZM92 195V194H91ZM142 195H144V194H142ZM227 194H225V195H222L223 197L224 196H226ZM244 195V194H243ZM32 196V195H31ZM80 196V195H79ZM106 196V197H107ZM188 196V197H187ZM192 196V195H191ZM228 196V195H227ZM233 196V195H232ZM231 196V197H232ZM239 196V195H238ZM238 196H235V197H237V199H241V198H238ZM248 196V195H247ZM76 197V196H75ZM78 197V196H77ZM142 197V196H141ZM197 197H198V195H197ZM203 197V196H202ZM201 197V198H202ZM231 197H229V199L231 198ZM234 197V196H233ZM232 197V198H233ZM249 197V196H248ZM247 197V198H248ZM23 198V197H22ZM61 198V197H60ZM198 198H200V197H198ZM231 198V199H232ZM243 198V197H242ZM250 198V197H249ZM255 198V197H254ZM260 198V197H259ZM25 199V198H24ZM41 199V200H42ZM55 199H57V198H55ZM63 199H65V198H63ZM62 199V200H63ZM123 199V198H122ZM66 200V199H65ZM64 200V201H65ZM84 200V199H83ZM142 200V199H141ZM201 200V199H200ZM218 200V199H217ZM219 200H220V198H219ZM219 200H218V202H219ZM222 200H223V198H222ZM234 200H236V199H234ZM19 201H21V200H19ZM23 201V200H22ZM21 201V202H22ZM51 201V200H50ZM57 201V200H56ZM60 201V200H59ZM59 201H57V202H59ZM68 201V200H67ZM70 201V200H69ZM76 201V200H75ZM78 201H81V200H78ZM88 201V200H87ZM123 201H125L126 202V204L127 203H129L130 202V200L129 199H126L125 198V200H123ZM215 201V200H214ZM214 201H213V203H214ZM224 201V200H223ZM228 200L226 199V202H227ZM232 201H233V199H232ZM24 202V201H23ZM30 202V201H29ZM32 202V201H31ZM89 202V201H88ZM87 202V203H88ZM201 202V201H200ZM226 202H224V204H222V206H220L221 208H222V210L220 211V207H219V209H218V211H220L221 212V214H220V219H219V221L220 220H222V225H225V229H227L229 232H230V235H227L228 237L227 238H229V236H230V238H229V240L231 239V234L234 232V225L232 226L231 225V223L232 222H230V219H231V221H233V219H232V215L231 216H228V213H229V208H230V206H228L227 207V205H231V204H227ZM229 202H230V200H229ZM236 202V201H235ZM75 203V202H74ZM84 203V202H83ZM94 203V202H93ZM197 203V202H196ZM227 205H226V204ZM252 203V202H251ZM63 204V203H62ZM77 205H78V203H76ZM76 204H75V206H76ZM85 204V203H84ZM84 204H80V205H83L84 206ZM203 204V203H202ZM201 204V205H202ZM220 204V203H219ZM237 204V203H236ZM19 205V204H18ZM31 205V204H30ZM51 205H52V203H51ZM69 205V204H68ZM80 205L78 206V207H80ZM86 206H87V209L89 208V206H91V204L88 206L87 204H85ZM97 205V204H96ZM216 205V204H215ZM214 205V206H215ZM261 205H263V204H261ZM27 206V205H26ZM43 206V205H42ZM86 206H84L85 208H86ZM195 206V205H194ZM193 206V207H194ZM213 206V207H214ZM216 206V208H218ZM244 206V205H243ZM258 206H260V205H258ZM257 206V207H258ZM32 207V206H31ZM36 207V206H35ZM73 207V206H72ZM77 207V206H76ZM92 207V206H91ZM126 207V206H125ZM256 207V208H257ZM261 207V206H260ZM22 208V207H21ZM29 208V207H28ZM37 208V207H36ZM197 208H199V207H197ZM196 208V206H195V209H197ZM262 208V207H261ZM261 208H257V209H260L261 210ZM264 208V207H263ZM26 209V208H25ZM54 209V208H53ZM52 209V210H53ZM58 209V208H57ZM86 209V210H87ZM103 209V208H102ZM100 210L99 212H101V213H99V216H100V214H101V216L102 215H105L104 217H110L109 215H106L107 213H108V209L107 210ZM119 209V210H118ZM213 209V208H212ZM242 209V208H241ZM38 210V209H37ZM97 211H98V209H96ZM94 211V212H97V211ZM234 210V209H233ZM213 211H214V209H213ZM216 211V210H215ZM214 211V213H215V217H216V215L217 214H219L218 213V211H217V213ZM240 211V210H239ZM21 212V211H20ZM106 212V213H105ZM157 212H155V213H157ZM196 212H198V211H196ZM209 212V211H208ZM253 212H254V210H253ZM23 213V212H22ZM157 213V214H158ZM242 213V212H241ZM252 213V212H251ZM64 214V213H63ZM71 213H68V215H70ZM76 214V213H75ZM88 214V213H87ZM89 214H90V212H89ZM88 214V215H89ZM95 214H97L98 215V212L97 213H94V216L92 217V218H89V220L90 219H92L94 222H95V224L94 225H91V224H89L88 222V224H89V227H86L87 229L88 228H90V226H91V230L89 229V230H87V232H89L88 233V237H90V239L91 238H93V239H96V240H98V241H104V240H106V241H110L111 243H112V245L110 246V247H113L114 248V246L115 247H117L116 249H117V254H115V251L113 252L112 251V254L113 255H111V256H109L108 258H107V255H103V256H105V258L103 257V258H97V259H95V258H93L92 259V261L90 260H88L89 261V263L88 264H157V263H159V262H161V261H163V262H161V264L162 263H166V264H172V262L176 259V258H180V257H178V254H179V256H181V257H184V256H187L186 255V253H190V251H188L187 249H185L184 250V248L181 246V250L180 251H178V252H174V251H172L173 252V254L171 253V257H169L168 258V255L170 254V252L169 253H167V251H169V250H165V248H167L168 249V246H169V243H168V241H169V239L167 240V239H165V238H163V237H161V238H159V239H157L158 237H159V233L160 232H162L161 230L159 231V229H158V231H156V229H155V233H151V235L149 234V233H147V232H145V233H140V234H135V235H133L134 237H133V239L132 240H130V241H128V243L125 241V239L123 238V237H121L120 236V234L119 235H115V233H113L112 231H110L111 229H112V226H115V220L114 221H110L109 222V220H108V218L106 219V220H104V219H101V222H99V221H97L96 219H95ZM111 214V215H112ZM160 214H162V215H160ZM186 214H188L189 216H186ZM191 214H193L192 216H191ZM197 215H198V213H196ZM210 214V213H209ZM231 214V213H230ZM229 214V215H230ZM259 214V213H258ZM72 215H73V213H72ZM212 215H214L213 213H212ZM157 216V218H159ZM203 216V215H202ZM218 216V215H217ZM55 217V216H54ZM79 217V216H78ZM192 217H196L195 218V220L193 221V220H190ZM209 217H211V218H213L212 216H209ZM229 217H231L230 219H229ZM239 217V216H238ZM101 218H103V217H101ZM156 218V219H157ZM40 219V218H39ZM44 219V218H43ZM79 219H80V217H79ZM81 219H83V218H81ZM164 219H166L165 217H164ZM237 219V218H236ZM255 219V218H254ZM58 220V219H57ZM64 220V219H63ZM63 220L61 221V222H63ZM91 220V221H92ZM111 220H113V218L111 219ZM160 220V219H159ZM168 220V219H167ZM28 221V220H27ZM39 221H41V220H39ZM39 221H35L34 223H22V220L20 221L19 219H18V217H15V219H14V221H13V224H18L19 225V227L21 226V228L23 227H25V228H27V229H29L30 231H31V234H33V237H35L36 239L35 240H38L42 245H46V244H44V241H45V239H46V237H51V240H50V247H54L55 245H58V246H60V244H62L63 245V243H65L66 241H68L67 240V238H69L70 237V235H72L71 234V231H73V230H71L72 228V226H69L71 229H69L68 228V232H63V231H60V225H59V223H55V222H47L46 221V223H44V225H42V223H40ZM56 221V220H55ZM59 221V220H58ZM82 222H83V220H81ZM156 221H158V219L156 220ZM199 221V220H198ZM197 221V222H198ZM213 221L215 222V221H217V220H214V218H213ZM246 221V220H245ZM9 222V221H8ZM42 222V221H41ZM45 222V221H44ZM76 222H77V220H76ZM214 222H213V224H214ZM64 223V222H63ZM78 223H79V221H78ZM84 223V222H83ZM92 223V222H91ZM166 223V224H167ZM210 223H212V222H210ZM217 223H219V222H217ZM220 223H221V221H220ZM219 223V224H220ZM248 223V222H247ZM250 223V222H249ZM263 223V222H262ZM12 224V225H13ZM68 224V223H67ZM76 224V223H75ZM79 224H81V223H79ZM109 224H112L111 225V228L110 227H108L109 226ZM7 225V224H6ZM63 225V224H62ZM76 225H78V224H76ZM82 225V224H81ZM167 225H169V224H167ZM183 225V226H184ZM227 225L229 226V228H227ZM14 226V225H13ZM12 226V227H13ZM83 226H84V224H83ZM117 226V225H116ZM183 226H182V228H183ZM194 226V225H193ZM196 226V225H195ZM195 226H194V228H195ZM214 226V225H213ZM215 226H216V224H215ZM231 226V227H230ZM257 226V225H256ZM15 228V230H16V233H17V231H18V226H14ZM174 227V226H173ZM186 227V226H185ZM184 227V228H185ZM186 227V228H187ZM217 227H218V225H217ZM233 227V228H232ZM241 227V226H240ZM249 227V226H248ZM261 227V226H260ZM22 228V229H23ZM125 228L126 229H129L128 227H127V225L125 224L124 225V230H125ZM175 228V227H174ZM183 228V229H184ZM187 228V230H188V232L190 231L189 229ZM194 228H191V231L194 229ZM219 228H220V225H219ZM13 229V228H12ZM76 229V228H75ZM223 229H224V227H223ZM233 229V230H232ZM7 230V231H6ZM14 230V231H15ZM28 230V231H29ZM82 230V229H81ZM117 230V229H116ZM153 230V229H152ZM186 230V229H185ZM220 231L222 230V229H219ZM258 230V229H257ZM27 230L25 229V232H26ZM66 231V230H65ZM171 231V230H170ZM236 231V230H235ZM246 231V230H245ZM76 232V231H75ZM15 233V232H14ZM84 233V232H83ZM120 233V232H119ZM127 233V232H126ZM125 233V234H126ZM130 233V232H129ZM163 233H164V231H163ZM47 234H50L49 236L47 235ZM166 234V233H165ZM169 234V233H168ZM172 234V233H171ZM1 234H0V264H2V262H4V260H6L8 257H9V255L11 254V253H13L11 250H10V245L9 246H6V245H8V244H6V241H7V239H6V241H5V238L2 236ZM79 235V234H78ZM85 235L87 236V234L85 233ZM21 236V235H20ZM19 236V237H20ZM117 236H119V237H117ZM154 236H156L157 238H155ZM168 236V235H167ZM171 236V235H170ZM177 236H179V235H177ZM222 236H223V231H222ZM225 236V235H224ZM250 236V235H249ZM11 237V236H10ZM9 237V238H10ZM13 237V236H12ZM132 237V236H131ZM180 237V236H179ZM190 237V236H189ZM226 237V236H225ZM224 237V238H225ZM234 237V236H233ZM8 238V239H9ZM22 238V237H21ZM125 238H127L126 236H125ZM129 238V237H128ZM227 238H225V240L227 239ZM13 239V238H12ZM19 239V238H18ZM17 239V240H18ZM131 239V238H130ZM175 239V238H174ZM184 239H186V241H188V242H191V241H189V239H187V238H184ZM15 240V239H14ZM176 240V239H175ZM175 240H172L171 239V241L173 242V241H175ZM178 240H180V238L178 239ZM183 240V239H182ZM222 240L224 241V239H223V237H222ZM232 240V239H231ZM181 241V240H180ZM179 241V242H180ZM186 241H181V242H183V245L185 244V242ZM236 241V240H235ZM132 242V243H131ZM172 242H171V245H172V247H173V249L175 250V243L176 242H173L174 244H172ZM197 242V241H196ZM222 242V241H221ZM220 242V243H221ZM227 242V240L225 241V244H227L226 243ZM11 243V242H10ZM39 243V244H40ZM130 243V244H129ZM157 243V244H156ZM223 243V242H222ZM238 243V242H237ZM12 244H14V243H12ZM156 244V245H155ZM177 244V243H176ZM181 244V243H180ZM180 244H178V245H180ZM225 244H224V246H225ZM54 245V246H53ZM157 245H159V248H161V246H163V248H164V252H165V254L162 252V254H161V251H163V249L161 248V250H160V254L161 255H159L158 253L159 252H157ZM174 245V246H173ZM189 245H190V243H189ZM192 246H193V244H191ZM190 245V246H191ZM223 245V244H222ZM229 245V244H228ZM34 246V245H33ZM78 246V247H77ZM184 246H186V244L184 245ZM187 246H188V243H187ZM223 246V247H224ZM74 247H77L76 249H80L79 251H77V252H79L80 253V251H81V248L82 247H84V248H87L88 247V244H87V242H84V241H79V242H77L75 245H74ZM180 247V246H179ZM189 247V246H188ZM221 247V246H220ZM13 248H15V247H13ZM12 247H11V249H13ZM193 248V247H192ZM195 248V247H194ZM225 248V247H224ZM172 249V248H171ZM204 249H206V248H204ZM209 249H210V247H209ZM223 249V248H222ZM222 249H220V251L222 252L223 250ZM15 250V249H14ZM82 250H84V249H82ZM192 250H194V249H192ZM218 250H219V247H218ZM241 250V249H240ZM61 251V250H60ZM76 251V250H75ZM195 251V250H194ZM204 252H206V251H204ZM215 252V251H214ZM225 252V251H224ZM82 253H84L83 251H82ZM96 253V252H95ZM195 255H196V252H193ZM199 252H197V254H198ZM93 254H94V252H93ZM93 254H92V257H93ZM157 254L159 255V256H161L160 257V259H157V260H159V262L158 261H156V259L155 258H157ZM164 254V255H163ZM214 254H217V253H214ZM42 255V254H41ZM81 255H84V254H80V260L81 259H83L84 258V256H81ZM87 255V254H86ZM96 255V254H95ZM121 255H125L124 256V258H122V256ZM156 255V256H155ZM173 255V256H172ZM189 255H191V258L192 259H194L193 258V254L191 253V254H189ZM187 256V257H190V256ZM218 255V254H217ZM219 255L221 256V254L219 253ZM219 255H218V257H219ZM241 255V254H240ZM16 256V255H15ZM88 256V255H87ZM212 255H211V253H210V251L209 250H207V257L206 256H204L203 255V253H202V259H205V260H207V258L210 260V262H212V260H211V257ZM83 257V258H82ZM97 257V256H96ZM222 257V256H221ZM221 257H219V258H221ZM225 257V256H224ZM223 257V258H224ZM228 257V256H227ZM86 258V257H85ZM84 258V259H85ZM196 258H197V256H196ZM195 258V259H196ZM215 258H217L216 256H215ZM11 259V258H10ZM88 259V258H87ZM87 259H85V260H87ZM151 259H153V260H151ZM202 259L200 260V264H206L207 262L206 261H204V262H206V263H202ZM8 260V259H7ZM94 260V261H93ZM146 260H149L148 262L146 261ZM150 260H151V262H150ZM155 260V262L153 263L152 261H154ZM218 260V259H217ZM219 260H221V259H219ZM190 260H188V262H189ZM192 261V260H191ZM214 261V260H213ZM234 261V260H233ZM150 262V263H149ZM157 262V263H156ZM187 262V261H186ZM186 262L184 263V264H186ZM187 262V263H188ZM194 262V261H193ZM193 262H191V264L193 263ZM209 262V263H210ZM221 262V261H220ZM83 264V263H82ZM85 264V263H84ZM160 264V263H159ZM190 264V263H189ZM211 264H213V263H211ZM216 264H219V263H216Z\"/></svg>","mask_w":264,"mask_h":264}]
</instances>
